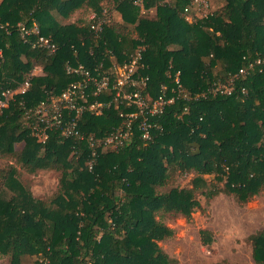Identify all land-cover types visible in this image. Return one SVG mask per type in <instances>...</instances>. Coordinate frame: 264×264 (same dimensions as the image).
Masks as SVG:
<instances>
[{"label":"trees","instance_id":"obj_1","mask_svg":"<svg viewBox=\"0 0 264 264\" xmlns=\"http://www.w3.org/2000/svg\"><path fill=\"white\" fill-rule=\"evenodd\" d=\"M187 3L144 0L155 10L145 17L134 0H2L0 98L30 84L0 110V154L13 159L0 167V256L9 264H29L26 256L38 264H178L159 244L174 235L167 213L191 217L198 195L225 193L244 204L264 191V0H222L207 16L191 11V19ZM79 10L87 17L59 19ZM114 13L120 17L113 20ZM20 24H37L39 32L25 39ZM41 35L52 38L54 53L33 45ZM140 49L137 75L147 83L123 91L137 88L150 104L165 92L174 100L162 112L140 113L117 98L113 81L95 94L90 81L83 102L100 103L101 112L80 115L85 141L60 127L42 140L34 129L41 126L37 107L85 80L68 66L113 80V68ZM220 84L230 93L215 92ZM131 112L137 115L128 129ZM145 117L149 139L140 128ZM127 129L118 146L107 142ZM90 136L98 152L93 168ZM21 169L59 171L57 193L36 197ZM177 172L194 173L191 185H173ZM202 239L209 245L211 233L203 230ZM250 240L255 263L264 264V228Z\"/></svg>","mask_w":264,"mask_h":264},{"label":"rangeland","instance_id":"obj_2","mask_svg":"<svg viewBox=\"0 0 264 264\" xmlns=\"http://www.w3.org/2000/svg\"><path fill=\"white\" fill-rule=\"evenodd\" d=\"M210 2L211 10L215 9V5L218 7L222 4V0ZM140 9L145 17L155 15L154 9ZM84 16L87 17L86 12L79 10L68 19H59L70 23ZM119 17L118 13H114L112 19ZM40 71V67L35 69L37 73ZM20 148L21 145H18V149ZM11 161L13 159L10 157L0 154V167ZM20 174L36 197L48 200L57 193L59 171L41 169L35 173H27L21 169ZM193 175L194 173L177 172L173 185L190 186ZM207 177L212 178V175ZM197 198L200 200V206L194 210L191 217L170 212L163 218L174 230L173 236L160 241L163 250L170 257L177 259L178 264H256L250 236L264 228V191L244 204L225 193L210 199L204 195H198ZM203 230L211 233L212 242L209 245L203 242ZM9 260V257L0 256V264H9ZM24 262L38 264V258L26 256Z\"/></svg>","mask_w":264,"mask_h":264},{"label":"built area","instance_id":"obj_3","mask_svg":"<svg viewBox=\"0 0 264 264\" xmlns=\"http://www.w3.org/2000/svg\"><path fill=\"white\" fill-rule=\"evenodd\" d=\"M134 3L139 7L141 6L142 10H145L144 0H134ZM185 11L188 12L187 19H191V17H193L190 13L191 11H195L197 13V17L207 16L211 12V2L210 0H188L187 5L185 6ZM99 18L100 17H98L96 13H93L90 16V20H94L93 28L95 30L101 29L102 21L97 20ZM0 26L3 27L4 25L0 24ZM20 30L23 37L25 36V39L27 38V36H30L31 34H37L39 32L37 24L33 25V27L31 28L20 24ZM36 44H41V46L48 48L51 53H54L57 49V46L52 41V38L42 35L38 36L34 41L33 45L36 46ZM141 51L142 50L140 49L136 55L131 57L129 61L125 62L123 65H116L113 68V71L115 73V77L113 80L109 75H104L102 78L92 76L90 71L83 65H80L77 68L68 66V72L74 71L76 73L84 75L85 80L84 82L77 81L70 84L62 92L57 100H52L50 103L43 102L37 107L36 113L41 117V126L36 125L34 126V129L38 132V135L42 138V140H45L48 137L49 129L53 127H60L62 133L67 137L76 136L85 141L86 135L81 133L78 129V121L80 115L88 109L97 114L101 112V110L99 109L100 103L85 104L83 102L87 101V88L90 81H93L95 83V94L101 92L103 89L109 88L110 82L113 81V87H116L118 89L117 98L122 97L123 99H126L129 105H132L133 103L136 104L139 107L140 113L157 114L162 112L165 105L174 100V98L172 97L168 99L165 92L159 95V97L150 104L144 98L142 93L137 90V88L128 92H126L125 90L123 91V88L125 86L136 87L140 85H146L147 83L148 76L140 77L137 75L138 64L142 56ZM260 61L261 60H259L258 62ZM253 66V64H250V67ZM246 71V68H242L240 70V73L244 74ZM177 81L179 82V79H177ZM29 85V81L27 80L16 90L7 89L6 91H4L2 93L3 97L0 98V110L8 105V101L14 93L25 92L28 89ZM179 87V91L183 92L180 84ZM230 90L231 89L224 84H220L214 89L215 92L222 91L229 93ZM66 111L68 112L66 113ZM72 114H74V116H71ZM136 115V112H131L129 114L130 120L128 122V129L131 127L132 118L136 117ZM151 127L152 125L149 122L148 117H145L140 127L143 131L142 135L144 138L149 139L151 137ZM128 129L117 134H112L108 137L107 142L113 143L114 146H118L122 143V140L129 135L130 130ZM87 140L89 146L92 148V159L90 160L89 165L90 168H93L98 154L96 149L97 142L93 136L88 137Z\"/></svg>","mask_w":264,"mask_h":264}]
</instances>
